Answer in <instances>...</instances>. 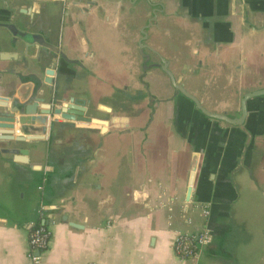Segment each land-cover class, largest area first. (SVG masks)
Wrapping results in <instances>:
<instances>
[{
  "label": "crops",
  "instance_id": "crops-1",
  "mask_svg": "<svg viewBox=\"0 0 264 264\" xmlns=\"http://www.w3.org/2000/svg\"><path fill=\"white\" fill-rule=\"evenodd\" d=\"M261 89L264 0H0V97L75 98L110 121L58 117L44 141L0 144V264H30L41 206V264H264V96L238 121ZM205 227L200 258L178 259L176 235Z\"/></svg>",
  "mask_w": 264,
  "mask_h": 264
},
{
  "label": "water",
  "instance_id": "water-1",
  "mask_svg": "<svg viewBox=\"0 0 264 264\" xmlns=\"http://www.w3.org/2000/svg\"><path fill=\"white\" fill-rule=\"evenodd\" d=\"M34 11H37L39 6L33 4ZM9 29L14 34L16 40L18 37H24L26 40H35L41 46H46L56 50L53 46L48 44L40 35L23 34L15 25L9 26ZM58 53V50L55 51ZM55 75L54 69L47 70V82L53 84V77ZM172 81L177 88L184 95L191 98L197 106L207 116L212 119L223 120L230 124H236L237 120H233L225 115L211 113L205 110L199 100L189 94L182 86ZM264 96V89L256 90L246 94L242 100V117L238 120L243 124L248 116V102L251 99ZM103 109L111 111L109 108L102 106ZM61 117L67 121L81 122L86 124H94L101 126L103 131H107L110 121L90 117L87 115V102L71 98L68 102L60 101L53 96V99L48 102L46 97H29L26 100H15L11 103L7 98L0 97V144H12L16 147L26 142H39L46 140L48 128H52L57 122V118ZM233 122V123H232ZM19 131L20 134H17ZM18 149V150H17ZM18 151L17 160L21 162H28L27 156L29 150L25 148H16ZM192 188L188 191L190 197Z\"/></svg>",
  "mask_w": 264,
  "mask_h": 264
},
{
  "label": "built area",
  "instance_id": "built-area-1",
  "mask_svg": "<svg viewBox=\"0 0 264 264\" xmlns=\"http://www.w3.org/2000/svg\"><path fill=\"white\" fill-rule=\"evenodd\" d=\"M65 5H70L73 0H60ZM48 207L41 206L38 214L39 221L33 223L29 241L30 264H41L44 254L51 243L52 232L43 221L44 212ZM209 209L203 210L206 220L209 218ZM211 234L208 228H203L197 233H178L176 235L173 250L180 260H195L200 258L205 247L211 242Z\"/></svg>",
  "mask_w": 264,
  "mask_h": 264
},
{
  "label": "rangeland",
  "instance_id": "rangeland-1",
  "mask_svg": "<svg viewBox=\"0 0 264 264\" xmlns=\"http://www.w3.org/2000/svg\"><path fill=\"white\" fill-rule=\"evenodd\" d=\"M103 89V88H102ZM86 90V94H87V96L90 98V96L92 97V96H96V95H99V93L97 92V93H95V92H93L92 90H88V89H85ZM100 91V95H101V93H104L105 95H104V100L106 101L105 103L106 104H110V103H113L114 104V97L116 98V93H114L115 92V89L113 88V90H109V89H106V88H104V90H102V92H101V90H99ZM128 105V104H127ZM105 106V105H104Z\"/></svg>",
  "mask_w": 264,
  "mask_h": 264
},
{
  "label": "flooded vegetation",
  "instance_id": "flooded-vegetation-1",
  "mask_svg": "<svg viewBox=\"0 0 264 264\" xmlns=\"http://www.w3.org/2000/svg\"><path fill=\"white\" fill-rule=\"evenodd\" d=\"M67 6H69V5H67ZM166 65H167V64L165 63V65L163 66V69H166Z\"/></svg>",
  "mask_w": 264,
  "mask_h": 264
}]
</instances>
